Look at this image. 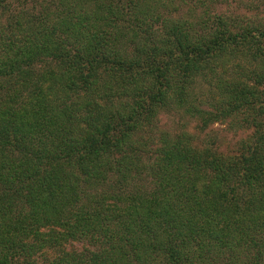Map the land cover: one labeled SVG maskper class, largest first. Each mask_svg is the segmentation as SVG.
Wrapping results in <instances>:
<instances>
[{"label": "trees", "instance_id": "obj_1", "mask_svg": "<svg viewBox=\"0 0 264 264\" xmlns=\"http://www.w3.org/2000/svg\"><path fill=\"white\" fill-rule=\"evenodd\" d=\"M174 1L0 0V264H264V27ZM230 67L235 152L139 135Z\"/></svg>", "mask_w": 264, "mask_h": 264}, {"label": "rangeland", "instance_id": "obj_2", "mask_svg": "<svg viewBox=\"0 0 264 264\" xmlns=\"http://www.w3.org/2000/svg\"><path fill=\"white\" fill-rule=\"evenodd\" d=\"M204 2L208 7H213V13L236 18L244 24L247 22L250 25L264 27V0H204ZM171 5V9L174 7L177 9L171 15L181 20L193 21L194 17L200 15L199 13L202 11V7L199 4L195 5L191 0H187L186 3L176 0ZM163 11L165 12L164 7H160L159 12ZM229 71L227 75L220 73L219 75H210L205 80H198L185 104L163 108L153 120L151 130L140 132L139 135L150 144H157L159 134L173 137L186 133L193 136L198 147H212L222 153L235 152L242 141L250 139L253 128L241 121L242 117L224 118L202 127L196 112L197 109L212 113L216 111L220 100V91L217 88L219 78H227L234 73V69L231 67ZM223 86H225L224 83ZM156 144L150 146L154 147Z\"/></svg>", "mask_w": 264, "mask_h": 264}]
</instances>
